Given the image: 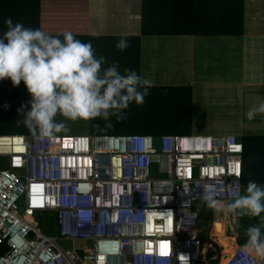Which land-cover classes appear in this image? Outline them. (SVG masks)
Returning a JSON list of instances; mask_svg holds the SVG:
<instances>
[{"label":"built area","instance_id":"2783aa9c","mask_svg":"<svg viewBox=\"0 0 264 264\" xmlns=\"http://www.w3.org/2000/svg\"><path fill=\"white\" fill-rule=\"evenodd\" d=\"M242 156L234 135H0V264H255L200 242L203 187L241 195Z\"/></svg>","mask_w":264,"mask_h":264},{"label":"crops","instance_id":"0c3cea01","mask_svg":"<svg viewBox=\"0 0 264 264\" xmlns=\"http://www.w3.org/2000/svg\"><path fill=\"white\" fill-rule=\"evenodd\" d=\"M62 4L75 5L83 20L44 25L41 31L60 39L70 31L75 39L90 42L97 56L106 58L105 67L115 62L121 72L128 68L151 80L154 86L145 103L157 97L168 106L173 97L184 106L178 135L237 136L243 153L245 143L248 148L242 156L241 195L249 181L264 185V114L251 121L246 118L249 108L264 101V0H74ZM120 39L128 42L124 51L115 47ZM30 100L23 82L13 86L10 79L0 80V118L28 111ZM24 128L20 123L13 135L33 136ZM249 137L255 140L246 142ZM211 210L210 234L220 221L221 236L226 242L233 238L236 245L239 239L245 244L248 227L264 224V213L239 218Z\"/></svg>","mask_w":264,"mask_h":264},{"label":"clouds","instance_id":"9594fccd","mask_svg":"<svg viewBox=\"0 0 264 264\" xmlns=\"http://www.w3.org/2000/svg\"><path fill=\"white\" fill-rule=\"evenodd\" d=\"M4 24L7 30L0 37V80L10 79L13 86L23 82L31 100L21 122L37 139L55 142L57 134L66 131L65 123L57 122L58 115L70 121L100 118L110 127L113 117L118 122L127 119L130 104L143 105L154 86L134 70L121 72L118 63L105 67L106 58L97 56L90 42L75 39L70 31L62 33L60 39L13 23L11 18ZM115 47L124 51L128 42L120 39ZM257 114H264V101L249 108L246 118L254 120ZM216 196L214 185H204L201 199L216 212L239 218H257L264 213V185L255 181H249L244 194L230 202ZM262 227L264 224L248 227L242 246L255 264H264ZM180 260L190 264L188 255L180 254Z\"/></svg>","mask_w":264,"mask_h":264},{"label":"trees","instance_id":"16d2710c","mask_svg":"<svg viewBox=\"0 0 264 264\" xmlns=\"http://www.w3.org/2000/svg\"><path fill=\"white\" fill-rule=\"evenodd\" d=\"M63 1L73 2L74 0H0V36H3L4 32L7 30L4 24V21L7 18H11L13 23L20 22L25 27L39 30H42L41 27L44 25L55 26V24H64L77 22V20H83L81 15H78L75 5L66 6L62 4ZM169 99L171 103L168 105L170 108L168 113H160L157 110V106L162 103L160 98L157 97L152 99L149 98L148 101L146 100L147 102L141 107H130L127 112V116H129L127 120L125 119L120 122V124H116L118 127L124 128L120 132L123 134L139 133L151 135L153 137L182 134L180 126L182 125V121L185 119V113L183 111L184 106L179 105L173 97ZM23 113L25 112L5 114V117L8 116L7 119L9 117L12 119L18 117L22 120ZM170 120L172 122H170ZM9 123L10 122H8V124ZM24 131L29 130L25 127ZM248 140L255 139L250 137L245 138L246 142ZM247 153L248 148L247 143H245L243 153L244 157ZM199 218L202 229L200 242L203 243L209 241L207 234L211 226L212 210L208 208L207 205H203L200 209ZM47 222L51 223L52 220L45 217L43 222L44 226H47ZM48 230L47 232H49ZM238 243L243 245V241L241 239L238 240ZM235 248V240L233 238H229L222 248V254L229 255ZM208 256L210 257V254H208ZM212 264H216V262Z\"/></svg>","mask_w":264,"mask_h":264},{"label":"rangeland","instance_id":"374dc122","mask_svg":"<svg viewBox=\"0 0 264 264\" xmlns=\"http://www.w3.org/2000/svg\"><path fill=\"white\" fill-rule=\"evenodd\" d=\"M129 109V108H128ZM128 109L126 110V112H128ZM157 110L162 113V112H169L170 108L169 106H165V103H161L159 106H157ZM128 115V113H127ZM129 116H127L128 118ZM57 122H63L66 125V131H61L60 133L57 134V136H73V135H78V134H89V135H123V133H121L120 131L122 129H124L123 127H118L116 124L122 121H117L115 119V117L112 118L111 121V125L112 126H106V122L96 118L93 120H89V121H84V120H77V121H70V120H65V118L61 117V116H57L56 117ZM127 120V119H126ZM7 122V123H5ZM8 122H10L8 124ZM168 122V121H167ZM170 122H172L170 120ZM20 123H22L18 117L15 118H11V119H5L4 117L0 118V135H13L15 133H17V128L19 127ZM169 125V124H167ZM12 126H16L17 128H14ZM4 162L2 159H0V166H3ZM33 221L38 222L40 225L44 226V216L43 215H38L35 214L33 216ZM46 228H49V232H47L48 235L51 236H57V228L55 227V224H53V222L46 223ZM63 247H67L68 243L63 242L60 243ZM226 244V242L222 245H218L221 246V249L224 247V245Z\"/></svg>","mask_w":264,"mask_h":264},{"label":"bare ground","instance_id":"6f19581e","mask_svg":"<svg viewBox=\"0 0 264 264\" xmlns=\"http://www.w3.org/2000/svg\"><path fill=\"white\" fill-rule=\"evenodd\" d=\"M217 221V220H216ZM224 225V224H223ZM222 225V226H223ZM224 227V226H223ZM223 230V229H222ZM213 236L217 238V242L219 245H222L224 244L226 241H225V238L221 236V222L220 221H217L214 225V228H213Z\"/></svg>","mask_w":264,"mask_h":264}]
</instances>
